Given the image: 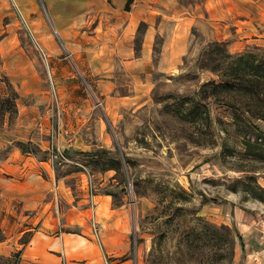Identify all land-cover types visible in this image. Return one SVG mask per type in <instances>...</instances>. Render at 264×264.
Masks as SVG:
<instances>
[{"label": "rangeland", "instance_id": "rangeland-1", "mask_svg": "<svg viewBox=\"0 0 264 264\" xmlns=\"http://www.w3.org/2000/svg\"><path fill=\"white\" fill-rule=\"evenodd\" d=\"M181 2L194 11L186 51L162 71L165 35L156 36L150 81L135 97L136 82L106 48L112 33L96 30L91 13L80 17L78 0H0V99L16 95V111L0 116V257L18 252L30 235L21 231L34 226L21 203L52 196L38 197L35 180L53 189L58 177L69 187L63 206L90 202L81 196L89 184L126 205L139 264H264L263 71L258 96L201 91L239 66L246 74L237 55L264 65V0ZM145 25L124 59L140 54ZM106 73L115 75L106 82Z\"/></svg>", "mask_w": 264, "mask_h": 264}, {"label": "crops", "instance_id": "crops-1", "mask_svg": "<svg viewBox=\"0 0 264 264\" xmlns=\"http://www.w3.org/2000/svg\"><path fill=\"white\" fill-rule=\"evenodd\" d=\"M78 1L82 9L80 17L91 13L92 16L94 15V20L97 18L96 30L103 24L105 34L112 33L111 45L100 42V48H104L107 43L106 48L109 47L114 52V57L119 59L124 73L130 75L136 82L135 97L141 92L140 86L137 85H144L150 81L149 71L153 68L150 53L156 36L165 35L161 58L166 64L162 61L159 63V69L162 71L176 66L186 51L187 38L194 22V11L187 8L181 0H134L129 11L124 10L125 0ZM140 23L146 24L139 47L140 54L124 59L126 57L122 51L136 50L132 39ZM96 35L99 36L98 33ZM114 75L115 73L104 74V81L108 82V79L113 78ZM109 91L111 92L106 93L107 97H128V94L117 93L114 89ZM66 146L71 148L75 144L70 143ZM58 155L62 156V151L59 150ZM51 164L49 158L48 170L54 173ZM82 175L85 179L91 177L85 172H82ZM62 181L61 178L54 177L52 189L49 180L36 179L35 183H40V187L35 189L39 194L37 196L42 198L50 192L52 196L45 197L46 200L41 202L21 203L31 211L24 217L32 221L34 226L21 231V234L30 232V235L27 242L17 248L20 251V264H61L62 257L68 264H139L138 255L135 257L131 255L132 214L126 205L113 204L108 194L94 192L92 184H89L86 186V188L89 186V192L81 196L89 198L90 202L70 203L68 206H63L62 195L64 191L69 192V187ZM47 185L49 190L47 187L43 189L42 186ZM81 188L84 189L83 185ZM58 199L60 202L57 201ZM1 208L3 201L0 198ZM94 224L99 229L98 239L93 232ZM236 235L242 241L237 231ZM120 257L124 258L120 259Z\"/></svg>", "mask_w": 264, "mask_h": 264}, {"label": "trees", "instance_id": "trees-1", "mask_svg": "<svg viewBox=\"0 0 264 264\" xmlns=\"http://www.w3.org/2000/svg\"><path fill=\"white\" fill-rule=\"evenodd\" d=\"M133 2L134 0H125L124 10L129 11ZM212 44L218 46V42H214ZM251 54H247V55L240 54L236 56V60L245 61V65H246L245 68L249 70L246 74L240 73L241 67L239 66L238 68H234L231 75L229 74L230 76L226 78L224 81L221 80L218 83H216L215 81H208L204 83L202 85L201 91H205L206 87L208 86H212L214 88L221 87L222 91L225 92L234 91V89L241 88L240 90H243L246 95H253V93H255L258 96L260 91L259 92L255 90L253 91L252 88L254 84L255 85L259 84L261 81L259 77H257L256 75H260L261 74L260 72L263 71L262 76L264 77V65H261L260 62L256 61L257 59L256 55H251ZM15 98L16 95L13 94L0 99V116H3L6 113H12L16 111ZM109 161H111V165H108L107 168H114V169L119 168L120 163L118 159H110ZM225 229L228 231V228ZM227 236H228L227 240H229L231 245H233V239L230 237V233ZM21 243H25V242H21ZM232 251L233 248L231 249V253ZM2 259L5 261L13 260V264H20V251L13 253L12 255L5 258L0 257V261Z\"/></svg>", "mask_w": 264, "mask_h": 264}, {"label": "built area", "instance_id": "built-area-1", "mask_svg": "<svg viewBox=\"0 0 264 264\" xmlns=\"http://www.w3.org/2000/svg\"><path fill=\"white\" fill-rule=\"evenodd\" d=\"M53 147V146H52Z\"/></svg>", "mask_w": 264, "mask_h": 264}]
</instances>
